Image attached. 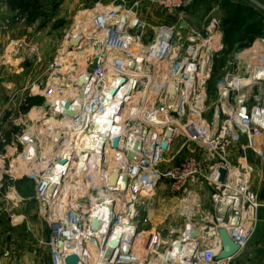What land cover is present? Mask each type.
<instances>
[{"label":"built area","instance_id":"obj_1","mask_svg":"<svg viewBox=\"0 0 264 264\" xmlns=\"http://www.w3.org/2000/svg\"><path fill=\"white\" fill-rule=\"evenodd\" d=\"M144 1L172 22L146 24L139 1L98 2L79 10L54 61L58 75L39 94L40 117L33 125L24 122L26 130L9 143L0 138V196L16 206L22 198L14 183L32 182L49 230L51 264H64L75 244L93 250L92 264L104 261L108 251L105 264H231L264 208L257 195L264 183V80H257L264 76V49L244 55L245 64L223 78L208 119L206 85L213 57L223 48L217 24L210 21L201 31L191 27L185 8L193 0ZM83 77L88 79L79 85ZM67 104L76 109L75 118L63 114ZM182 150L188 158L162 168L164 159ZM234 150L243 162L227 160ZM249 153L259 162H246ZM219 169L225 172L221 182ZM163 184L177 202L166 217L172 214L180 223L164 227V217L142 232L144 202ZM219 229L239 246L233 257L218 259Z\"/></svg>","mask_w":264,"mask_h":264},{"label":"rangeland","instance_id":"obj_2","mask_svg":"<svg viewBox=\"0 0 264 264\" xmlns=\"http://www.w3.org/2000/svg\"><path fill=\"white\" fill-rule=\"evenodd\" d=\"M111 1L113 0H33L25 3L20 0L21 6L17 15L19 21L14 25L16 37L5 40L0 49V99L4 104L8 103L3 111V133H0V138L6 143L26 130L24 122L29 119L32 123L30 125H33V120L38 119L29 118V115L43 103L39 94L48 81L58 75L54 61L62 52L63 37L75 14L95 3L107 4ZM124 1L126 5L139 1V15L148 25L170 24L173 20L157 5L150 7L144 0ZM185 17L191 27L200 31L210 21H214L222 36L223 48L213 57L211 75L206 85V115L209 119L213 116L223 78L245 64L249 57L244 55L255 52L257 48L264 49V0H193L185 8ZM3 81H7L6 86L1 85ZM1 151L3 149L0 148V154ZM187 153L182 150L179 154L164 159L162 168L183 162L188 158ZM236 158L240 162L244 160L241 152L237 150L232 151L231 155L228 154L227 160L237 162ZM245 161L259 162L251 153ZM4 163L7 169V160ZM14 185L22 198L20 204L15 206L4 202L0 196V244L6 245L1 250L2 260H7L4 264H43L44 256V264H51L50 250L48 246L45 249L43 245L46 238L48 239L49 230L43 221L38 203L34 200L33 184L21 179ZM164 185L156 190L152 199L144 202L142 232L147 233L150 229L158 227L164 217V227L169 222L180 223L172 214L166 217L173 211L177 202L171 200ZM261 186L264 191V183ZM260 196L261 193L258 200L262 201ZM204 201H207V198H204ZM259 214L248 243L242 253L234 257L231 264H261L260 261L264 258V208L259 209ZM15 218H18L17 221L13 220ZM27 252L33 260L14 262V256L19 258Z\"/></svg>","mask_w":264,"mask_h":264},{"label":"water","instance_id":"obj_3","mask_svg":"<svg viewBox=\"0 0 264 264\" xmlns=\"http://www.w3.org/2000/svg\"><path fill=\"white\" fill-rule=\"evenodd\" d=\"M113 10L116 12L119 10V8L115 7V8H113ZM123 21H124V18L122 19V24H123ZM180 26L182 28H185V24H181ZM76 45H77V42L71 43V46H73V47H75ZM132 66H133V62L131 61L130 67H132ZM178 77H179V75H178ZM87 79H88L87 77H83L80 80L79 85H80V83L85 82ZM257 80H264V76L263 77H257ZM120 83L122 84L123 81H121ZM114 92H115V90H112L110 93L114 94ZM229 98H230V93L227 94L226 101H229ZM75 110H76L75 108H73L69 104H67L65 106V111L63 114L66 116L75 118L76 117ZM220 117H221V111L219 108H217L216 112H215V120H214L216 131L218 130V127L220 125ZM102 123L106 125V130L109 131L110 122L104 120V121H102ZM58 139H59V136L56 135V140L58 141ZM112 145H113V148L117 147V138H114L112 140ZM166 145H167L166 143H162V148H166ZM97 147L100 150L102 149L101 144H98ZM134 149L139 150V144H136ZM128 158L133 159V155L129 154ZM218 173H219V182H221L223 180L225 172L223 169H219ZM117 174H118L117 171H115L114 173L111 174V176L109 177V186H114L116 179H117ZM221 213H222V215H225L226 209L224 207L221 208ZM95 227H96V222H93V228L95 229ZM194 235H195V232L193 233V236ZM218 235H219V239L221 241V251L219 252V254L217 256L218 259H226V258L233 257L234 255H236L237 252L239 251V246L235 245L230 240L226 231L224 229H219ZM112 244L115 245L114 242H112ZM61 246H62V243L59 242L58 247L60 248ZM110 255H111V251H108L106 256L104 257V261H101L97 264H105V261L109 260ZM79 262H80L79 258L75 254L69 255L64 259V264H84V263H81V262L79 263Z\"/></svg>","mask_w":264,"mask_h":264},{"label":"crops","instance_id":"obj_4","mask_svg":"<svg viewBox=\"0 0 264 264\" xmlns=\"http://www.w3.org/2000/svg\"><path fill=\"white\" fill-rule=\"evenodd\" d=\"M29 1H33V0H29ZM20 6H21L20 5V0H0V49H1V47H3L5 40H8L10 37H14V38L16 37V28H15L16 26H14V25H15V23L17 24V22L19 21V19L17 18V15L19 13ZM6 82L7 81H3L1 83V85L6 86ZM7 105H8L7 102L4 104V102L0 99V133L2 132L1 131V129H2L1 127L3 125V123H2V121H3L2 119H3V116H4L3 111H4L5 107H7ZM1 123H2V125H1ZM0 148L3 149L1 146H0ZM252 188L253 189L257 188L256 183H252ZM262 189H259L258 192H257V195H259L261 193V196H260V198L262 199L261 202L264 201V191ZM259 215L260 214H259V210H258V219H259ZM44 239L45 238H43V241H44ZM47 241H48V239L46 238V243H47ZM46 243L45 244L43 243V245L46 247L45 249H47V244ZM5 247H6L5 244H0V248H1L0 249V262L3 263V264L7 260H2L1 250H3V248H5ZM242 251L240 253H242ZM11 257H13V256H11ZM25 259H27L28 261H30V259L33 260V258H31V255H30L29 252H27L26 255L20 256L19 258L17 256H14L13 260H14L15 263L16 262L17 263L18 262L21 263V262H24L23 260H25ZM45 262L46 261H45L44 256H43V264Z\"/></svg>","mask_w":264,"mask_h":264},{"label":"bare ground","instance_id":"obj_5","mask_svg":"<svg viewBox=\"0 0 264 264\" xmlns=\"http://www.w3.org/2000/svg\"><path fill=\"white\" fill-rule=\"evenodd\" d=\"M237 82L238 84H244V81H234V83ZM125 89V88H124ZM71 94V93H70ZM30 118L35 119L40 117V109H33V111L30 113L29 115ZM19 166V165H18ZM43 185V184H42ZM47 230V229H46ZM47 244V243H46ZM72 254H75L77 256H79V259L82 263L85 264H92L93 261V257L95 256V253L93 252V250H91L90 248H84L79 244H75L71 247L70 250ZM99 263V262H98ZM232 263V262H231ZM97 264V263H96Z\"/></svg>","mask_w":264,"mask_h":264},{"label":"trees","instance_id":"obj_6","mask_svg":"<svg viewBox=\"0 0 264 264\" xmlns=\"http://www.w3.org/2000/svg\"><path fill=\"white\" fill-rule=\"evenodd\" d=\"M22 1L25 2V3H26V2H29V0H22Z\"/></svg>","mask_w":264,"mask_h":264}]
</instances>
